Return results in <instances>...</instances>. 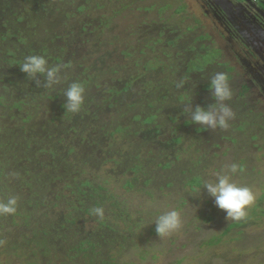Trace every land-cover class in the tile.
Segmentation results:
<instances>
[{"label": "rangeland", "instance_id": "rangeland-1", "mask_svg": "<svg viewBox=\"0 0 264 264\" xmlns=\"http://www.w3.org/2000/svg\"><path fill=\"white\" fill-rule=\"evenodd\" d=\"M208 1L0 0V94L4 92L2 85L10 87L8 81L16 84L11 87H20L23 94L30 93L29 85L36 84L20 70L25 56L43 55L51 66L57 65L51 64L48 56H58L59 64L65 66H59V84L49 89L40 86L41 92L35 91L42 95L26 98L18 112L32 115L30 121L16 124L9 114L17 115V110L0 105L1 164L8 162L11 187L26 170L40 175L38 163L48 164L50 159L46 152L38 151L40 144L54 139L52 131L60 129V120L56 119L59 125L53 123V127L49 118H63L66 110L59 106L65 103L64 91L72 82L83 81L91 108L68 113L70 120L75 117L79 123H75L77 132L66 129L70 123L64 125L58 133L61 131L65 140L55 147L67 161H86V177L96 179L103 187L96 193L102 196L96 199L102 203L104 217L113 227L117 225V237H98L97 231L106 230H97V216L75 212L74 230L90 232L99 243L92 264L106 260L114 264H264V47L254 43L260 37L264 42V23L258 24L253 13L244 14V24L230 19L232 15L217 12V17ZM78 7L83 9L78 11ZM41 49L46 50L45 55ZM147 60L153 61L156 70L144 69ZM192 60L204 68L187 70ZM216 72L228 74L234 89L230 106L236 116L227 130L192 124L184 113L190 99L193 108L213 103L207 77ZM129 78L136 79L132 91L119 93L115 107L107 109V101L99 96L106 87L103 82L118 88ZM37 79L43 80L39 76ZM181 79L187 83L178 89L175 85ZM143 82L157 86L146 90ZM45 94L53 97L48 99ZM183 94L185 98L179 99ZM149 110L157 112L155 121L160 130L146 127L138 134L141 158L151 159L152 164H147L148 173L138 174L135 181L121 167V158L111 155L129 152L133 156L135 148L128 146L129 140L124 137L110 140L104 127L109 123L132 125L129 116ZM20 124L28 127L25 135L37 141L24 153L19 152V146L7 149L4 145L18 137L13 133ZM92 141L100 142L101 147H95ZM68 148L72 151L67 154ZM92 153L100 158L96 166ZM12 156H16L13 161ZM167 161H172L167 169L156 165ZM232 164L238 168L232 181L250 187L256 194L240 220L226 219V213L202 188L204 181L215 178L214 172L226 171ZM58 168L67 170L71 178L79 175L76 167L63 162ZM49 174L38 178L43 180ZM194 176L199 177L200 184L191 188L187 184ZM22 192V197L28 195L26 189ZM51 194L48 190L46 196L52 198ZM58 202L57 215L47 212L62 220L67 202ZM173 209L180 213L181 227L159 237L156 218ZM236 222L239 225L229 229ZM126 225H130L128 230L124 229ZM11 238L7 235L8 240ZM217 238V243H210ZM24 247L18 257L0 254V264H59L62 258L63 247L53 248L48 256L35 252L33 256L31 248ZM89 261L88 256L79 255L66 264H91Z\"/></svg>", "mask_w": 264, "mask_h": 264}, {"label": "trees", "instance_id": "trees-1", "mask_svg": "<svg viewBox=\"0 0 264 264\" xmlns=\"http://www.w3.org/2000/svg\"><path fill=\"white\" fill-rule=\"evenodd\" d=\"M83 7H78V11H81ZM82 33L86 32L85 27H81ZM41 53L45 55L46 50L41 49ZM51 60V64L54 63L57 66H62L60 62V57L58 56H48ZM196 60V59H195ZM152 60H147L144 64V69L148 71L156 70V66L152 64ZM195 61H189L187 64L186 69L187 70H195L200 71L204 68L203 65L194 63ZM65 67V66H62ZM159 69L162 73L164 72V67L161 66ZM136 79L129 78L124 83L120 84V87L117 88L116 85L113 83L107 84L106 82H103L106 87H104L101 92L99 93L100 97H103L104 101H107V104L104 105L107 109H111V107H115V103H117V98L119 93H126L128 91H132L133 85ZM8 86L7 89L2 85L3 93L0 94V105L3 107L6 106V108H15L18 111L23 109L24 104L26 103V98L32 99L35 98L37 95H42V93H38L35 91V89L39 92L40 87L35 85H29L30 93L25 92L20 93V87L15 88L11 86H16V84H13L11 82H7ZM80 83H83L81 81ZM136 84V82H135ZM144 88L146 90L153 89L154 84H151V82H143L142 83ZM93 86L100 87L97 83H93ZM166 88V87H165ZM7 90V91H6ZM145 90V91H146ZM166 91V89L164 90ZM5 92L7 94H5ZM33 95V97H32ZM46 95V94H45ZM107 96V97H106ZM186 95H180L178 96L179 99H184ZM48 99H51L53 96L46 95ZM57 96L54 97L56 99ZM112 100V101H110ZM6 101V103H4ZM7 101H8V107H7ZM90 99H85L84 105L82 107H85V112L89 108H91L88 105V102H90ZM139 102V101H138ZM6 104V105H5ZM64 105L62 102H60V106L63 109ZM138 105V104H134ZM151 109V103L147 104ZM65 110V109H64ZM65 112V111H63ZM18 112L17 115H14L12 113L9 114V116L12 118L13 122L18 123L20 121L21 123L30 121L32 118V115L30 114H24L21 116ZM71 115V114H70ZM70 115L68 112L65 113L63 118L57 117L53 115L49 118V122L53 125L59 123L56 121V119L60 120V129L64 128V125L67 123H70V125L66 128L68 131H71L73 133L77 132L76 124L78 121L75 120V117H72L70 120ZM80 115H82L80 113ZM157 118V112L154 110H149L140 113H134L131 116H129V121L132 123V125L129 124H107L104 130L105 133L110 136V140L112 138L117 137L118 139L121 137H124L125 139L129 140L128 146H131L132 148H135L136 150L135 155H130L129 152H124L120 154L111 153L112 156L116 155L119 158H121L122 162L121 167L125 170V172H128L131 175L132 179L135 181L138 180V174L146 175L148 173V170L145 169L147 164H152L151 159L142 160L141 158V149H139L138 146V134L143 132V129L146 127H150L155 132H159L160 125L155 121ZM82 121V120H81ZM86 122V121H85ZM75 124V125H74ZM79 124V123H78ZM55 125H53L54 127ZM82 126V125H81ZM133 126V127H131ZM84 129L87 127V125L82 126ZM28 128V127H27ZM27 128L25 125H18L16 129L17 133H13L14 135H17L18 137L12 138L13 140H7V142L4 144L7 146V149L11 146H19L21 149L19 152L24 153L25 149L28 148L30 143L36 142L34 141V138L31 136H26L25 133L27 132ZM9 130H13L10 128ZM58 130V131H59ZM58 131H52L54 133V139H50L45 142V144H40L38 151L39 152H46L49 155V163L42 161L39 164L40 166V175H46L49 173H46L48 170H52V172L47 176V178H42L43 180L39 179L37 173L30 172L29 170L24 171L22 174H20L18 182H15L16 185L14 187H11L9 181V177H11L10 172L7 170V161L3 164H1L0 161V201L6 200L9 196H16L18 199V206L17 211L14 214L9 215H0V254L5 253L7 254V257H18L21 256L22 253V247L27 246V248H31V251L33 252V256L35 254L45 255L48 256V254L51 252V250L55 247H63L60 250L62 258L60 260L59 264H66L67 261H72L73 259L77 258L79 255H82V257L88 256L91 264L93 262V256H94V249L99 246V243L95 240V238L92 239V237L89 235L90 232L74 230V223L76 222L75 212L84 213L87 215H92V209L96 207H100L101 202L97 200L96 198L101 197L102 195L96 194L101 190L103 187L102 185L96 183V179L86 177V171H84V167L86 164V161L81 162L76 160H70L67 161L65 157L60 153V150L56 149V144L62 142L64 139L63 135L58 133ZM63 131V130H62ZM11 133V132H9ZM82 134H85V131L81 130ZM58 136V137H57ZM17 138V139H16ZM51 138V137H50ZM86 137H82L81 139H85ZM179 140V139H177ZM34 143V145L36 144ZM33 144V143H32ZM92 144L95 145V147H101L100 142L92 141ZM91 144V145H92ZM43 145V146H42ZM33 149V147H32ZM72 151L71 148H68V152ZM118 152V150H117ZM20 153V154H21ZM128 155V156H127ZM13 160L16 159V156H12ZM90 157L94 160L93 164L96 166V161H98L100 158H96L93 153L90 155ZM177 158V157H176ZM28 157H26V160ZM115 161V160H113ZM68 164L70 167L74 166L77 168L76 174H79L77 177H70L69 172L66 170L58 168L60 163ZM170 162L165 163H156L157 167H160L161 169H167L170 167ZM15 164V163H14ZM18 164V163H17ZM14 167V166H13ZM33 167L36 168V165ZM7 170V171H6ZM21 171V169H20ZM63 171V172H62ZM23 175V176H22ZM47 179V180H46ZM149 181V179H146ZM146 181V182H147ZM9 183V184H8ZM128 186H131L130 182L126 183ZM200 184L199 177H192L188 181V184L191 188H194ZM27 190V196L22 197V190ZM46 190V191H45ZM48 190L51 191V197L48 198L46 196V193ZM104 196V195H103ZM66 198V199H64ZM51 199V201H49ZM58 200L67 202V206L62 209V220L58 219V217H54L53 215L58 213ZM65 203V202H64ZM115 204V203H114ZM116 205V204H115ZM53 211L52 213L47 212ZM74 215V216H73ZM97 218V230H101L100 228H103L102 231H97L98 237L106 235L110 237L112 235V238L117 237L118 231H117V225L113 227V225L109 224L106 220V217ZM123 218V217H120ZM50 221L47 223V221ZM114 224V223H113ZM239 223H233L229 226H237ZM130 225H126L124 229L128 230ZM29 232V235L27 234ZM109 232V233H108ZM7 235L12 236V240L7 239ZM93 236V237H96ZM17 238V239H16ZM16 239V240H15ZM15 240V241H14ZM107 240V239H106ZM219 241V238L217 239H211L210 243H217ZM4 244V245H2ZM25 248V247H24ZM35 252V254H34ZM29 263V262H28ZM32 263V262H31ZM35 264H38L35 262ZM103 264H114L111 263L110 260H106L103 262Z\"/></svg>", "mask_w": 264, "mask_h": 264}, {"label": "clouds", "instance_id": "clouds-1", "mask_svg": "<svg viewBox=\"0 0 264 264\" xmlns=\"http://www.w3.org/2000/svg\"><path fill=\"white\" fill-rule=\"evenodd\" d=\"M19 67L27 77L36 81L38 87L43 86L49 89L60 83V67L49 65L43 55L25 56ZM38 76L43 80L37 79ZM207 79L213 103L207 107L197 105L193 108L190 105V99L186 102L189 106L185 108L184 113L192 124L211 130L218 128L227 130L236 116L230 106L234 97L231 78L225 72H216ZM186 83L185 79H181L175 86L181 89ZM63 94L65 98L63 107L66 112L79 113L85 102V86L80 82H72ZM237 172V166L232 164L226 171L214 172L215 178L204 181L202 184V188L206 189L208 195L214 199L215 206L226 213V219L231 220H240L245 217L246 210L256 199V194L250 187L241 186L232 181V174ZM17 206V197L9 196L6 200L0 201V215L14 214ZM91 211L97 217L104 216L102 207H96ZM180 227V213L174 209L159 215L155 221V232L159 237L168 236Z\"/></svg>", "mask_w": 264, "mask_h": 264}, {"label": "flooded vegetation", "instance_id": "flooded-vegetation-1", "mask_svg": "<svg viewBox=\"0 0 264 264\" xmlns=\"http://www.w3.org/2000/svg\"><path fill=\"white\" fill-rule=\"evenodd\" d=\"M207 1L208 0H204V2L206 3ZM208 2H210V6H213L215 8V15L217 17L219 14H217V12H220V14H225L226 16L232 15L233 17H231L230 19L236 18L241 23H243L244 14L249 13L251 15L253 13L252 15L254 16L252 17L258 22V24L264 23H260L261 20L264 19V0H209ZM201 6L203 5L201 4ZM254 43H256L257 45L259 44L261 47H264V42L262 41L261 37L260 40L257 39V41H254Z\"/></svg>", "mask_w": 264, "mask_h": 264}]
</instances>
